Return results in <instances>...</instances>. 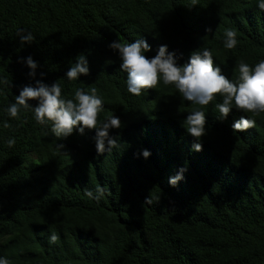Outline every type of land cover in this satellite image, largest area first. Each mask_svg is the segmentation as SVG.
<instances>
[{"label":"trees","instance_id":"obj_1","mask_svg":"<svg viewBox=\"0 0 264 264\" xmlns=\"http://www.w3.org/2000/svg\"><path fill=\"white\" fill-rule=\"evenodd\" d=\"M20 29L35 40L21 46ZM226 29L237 33L234 49L223 47ZM117 38L146 39L148 56L167 45L183 54L180 63L207 47L234 79L238 62L264 59V13L256 0H0V78L7 81L0 85V256L10 264H264V113L233 108L220 121L217 94L202 108V151H192L195 138L182 121L193 106L162 83L128 93L127 74L107 47ZM80 53L91 74L69 82L64 73ZM29 55L40 65L36 78L45 72L63 94L97 89L104 101L98 120H121L110 130L118 148L98 154L95 129L57 138L30 109L6 116L30 82L18 62ZM241 115L255 125L234 133ZM142 148L148 159L135 155ZM182 167L184 179L171 186L168 178ZM97 185L105 190L99 202L84 195Z\"/></svg>","mask_w":264,"mask_h":264},{"label":"clouds","instance_id":"obj_2","mask_svg":"<svg viewBox=\"0 0 264 264\" xmlns=\"http://www.w3.org/2000/svg\"><path fill=\"white\" fill-rule=\"evenodd\" d=\"M198 4V0H191V6ZM257 9L264 13V0H256ZM16 35L21 46L32 43L35 38L31 31L20 29ZM223 47L234 49L237 44V33L226 29L223 33ZM107 47L119 57V69L127 74L125 84L127 92L140 96L142 91L157 88L158 83L173 86L183 101L190 102L191 111L182 121L186 132L195 138L191 145L192 151H202L200 139L206 134V113L203 106L209 105L219 94L220 102L213 105L216 118L224 121L233 108L246 114L264 113V59L250 65L240 61L234 68L235 78H229L222 73L221 68L214 64L213 55L209 48L203 47L191 52L189 58L180 63L181 57L175 51H169L167 45H160L154 56L146 55L152 51L151 45L144 38L126 41L115 39ZM25 65L29 71L27 76L30 82L19 88V94L9 103L3 112L8 118H18L22 109L31 110L33 120L41 126H48L55 137L67 138L74 131L85 134L86 129H95L93 137L95 149L98 154L111 152L118 148V141L110 135L111 129H119L121 120L115 115L98 120V114L103 112L104 101L95 87L91 89L76 88L69 96L62 93L59 82L46 83L43 79L46 73H39V62L31 55L21 57L18 61ZM91 74L90 63L85 53L78 54L64 73L69 81H78L81 76ZM7 81L0 78V85ZM35 101V103H32ZM255 121L248 115H241L231 124L234 133L254 127ZM9 125L5 120L3 127ZM8 148L15 146L14 137L5 142ZM137 158L148 159L151 152L147 148L135 153ZM186 167L180 168L175 175L168 178V183L175 187L184 179ZM84 195L90 200L99 202L105 195L103 187L97 185L94 190L85 189ZM148 199L146 203H151ZM55 232L48 236L50 244L58 241ZM0 264H10L9 259L0 256Z\"/></svg>","mask_w":264,"mask_h":264}]
</instances>
